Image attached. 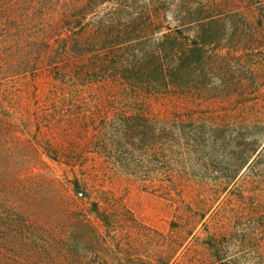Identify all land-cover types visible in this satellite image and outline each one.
<instances>
[{"label": "trees", "instance_id": "trees-1", "mask_svg": "<svg viewBox=\"0 0 264 264\" xmlns=\"http://www.w3.org/2000/svg\"><path fill=\"white\" fill-rule=\"evenodd\" d=\"M109 171L170 199L169 231L123 224ZM246 174H264V0H0V264H171L190 236L188 264H240L207 215Z\"/></svg>", "mask_w": 264, "mask_h": 264}, {"label": "rangeland", "instance_id": "rangeland-1", "mask_svg": "<svg viewBox=\"0 0 264 264\" xmlns=\"http://www.w3.org/2000/svg\"><path fill=\"white\" fill-rule=\"evenodd\" d=\"M243 12L249 21L255 20L256 14L253 10L244 9ZM17 83H20L23 88H29L27 80ZM20 86L17 87L20 88ZM52 167L56 169L57 174L62 173L60 166L52 164ZM102 184L101 188L106 195L117 201L116 204L122 209L123 224L136 220L153 230L169 231L171 221L175 219L177 213L176 205L172 204L170 199H166L159 193L144 190L136 182L128 180L117 173L115 174L113 171L108 172ZM190 184L192 185V183ZM192 188L193 186L188 187L183 193L186 201L191 200V196L194 194ZM174 196L177 199H182L177 194H174ZM178 202L181 204L182 211L187 209L185 205L187 202ZM207 217H209L211 224L217 223L221 226L224 256L233 259L243 249V253L246 254V261L240 259V264H253L256 260L253 256L256 254L254 251L255 245L253 244L254 233L258 228L264 231V174L241 176L231 191L227 190L221 194ZM96 223H98V220H96ZM199 235L202 239L206 236V233L200 230ZM187 244L190 245V248L186 252L184 249L171 264H188L192 253L206 251L204 245L193 236L188 238ZM140 245L142 246L141 243ZM144 248L145 250L139 247L141 251L146 252L147 250L150 254L155 250L151 242ZM259 252L261 258L264 259V239L261 241Z\"/></svg>", "mask_w": 264, "mask_h": 264}]
</instances>
